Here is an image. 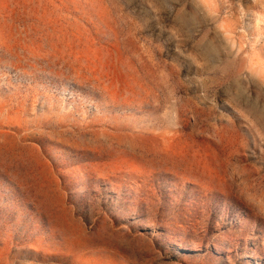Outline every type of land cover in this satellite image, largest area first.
Returning a JSON list of instances; mask_svg holds the SVG:
<instances>
[{
	"label": "rangeland",
	"instance_id": "374dc122",
	"mask_svg": "<svg viewBox=\"0 0 264 264\" xmlns=\"http://www.w3.org/2000/svg\"><path fill=\"white\" fill-rule=\"evenodd\" d=\"M0 264H264V0H0Z\"/></svg>",
	"mask_w": 264,
	"mask_h": 264
},
{
	"label": "bare ground",
	"instance_id": "6f19581e",
	"mask_svg": "<svg viewBox=\"0 0 264 264\" xmlns=\"http://www.w3.org/2000/svg\"><path fill=\"white\" fill-rule=\"evenodd\" d=\"M5 242V241H4ZM3 256V255H2ZM2 262H3V260H2Z\"/></svg>",
	"mask_w": 264,
	"mask_h": 264
}]
</instances>
